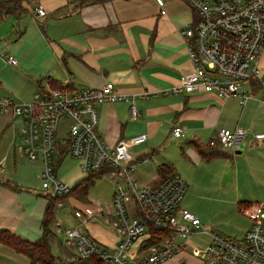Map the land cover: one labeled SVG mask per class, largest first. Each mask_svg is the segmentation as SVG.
I'll list each match as a JSON object with an SVG mask.
<instances>
[{
	"label": "crops",
	"instance_id": "crops-1",
	"mask_svg": "<svg viewBox=\"0 0 264 264\" xmlns=\"http://www.w3.org/2000/svg\"><path fill=\"white\" fill-rule=\"evenodd\" d=\"M17 1L21 3L20 13L15 16L0 14V98L27 103L32 101L35 93L63 84L69 91H79L112 83L114 93L130 96L133 101L96 104L97 131L109 145L119 140L143 138L135 147L145 151H138L134 154L136 157L129 151L137 160V168L155 161L158 153L151 147L153 142L167 131L173 138L171 130L176 125L183 129L182 136L177 139H185L190 146L184 155L193 159L200 157L190 142L204 147L224 129L242 128L246 137L247 133L252 134L245 141L247 151L254 146H264V138H254L264 134V103L251 99L240 105L236 100L203 92L186 94L179 90L166 94L167 90L179 88L183 77L191 71L187 48L180 35V30L193 22L194 13L185 0H163L165 15L160 14L155 0ZM39 5L44 8L43 17L35 15ZM8 56H12L17 64L7 63ZM4 65L10 68L5 69ZM259 68V78L254 79L259 83V89L254 90L250 83L245 85L254 96L261 95L264 90V53ZM16 75L21 79L16 80L21 86L15 84L13 76ZM131 106L135 108L134 117ZM21 129L19 116L0 114V163L3 165L0 171V230L35 241L41 235L47 201L41 186L33 192L22 178L20 165L28 160L16 151L22 139ZM233 154L235 152H228L226 159ZM78 175L77 181L85 178L79 170ZM135 177L138 181L140 174L135 172ZM66 181L71 185L72 181ZM158 183L156 177L149 186L155 187ZM82 204L84 209H89L90 202ZM94 213L103 219L105 216L106 225L109 222L112 225L115 219L112 208L106 211L107 214L102 208ZM84 215L85 218L80 219L86 222L94 217ZM60 226L53 221L49 237L57 264H90L87 259H78L76 254L70 253L69 261L55 255L56 246L62 247L56 232L65 236V229ZM115 232L92 228L91 233H85L99 244L112 248L118 240ZM186 250L194 252L197 248L190 240L184 251L166 263L185 264ZM0 264H29V259L0 244ZM198 264H205L203 258Z\"/></svg>",
	"mask_w": 264,
	"mask_h": 264
},
{
	"label": "built area",
	"instance_id": "built-area-1",
	"mask_svg": "<svg viewBox=\"0 0 264 264\" xmlns=\"http://www.w3.org/2000/svg\"><path fill=\"white\" fill-rule=\"evenodd\" d=\"M155 1L160 14L165 15L163 0ZM185 1L195 15L193 22L180 30L191 71L183 77L179 88L167 90L166 94L179 90L186 94L203 92L236 100L240 105L251 99L264 103V90L258 98L245 89L260 74L264 0ZM35 15H45L41 5L36 7ZM7 63L17 64L12 56L7 57ZM113 89L110 82L101 88L79 91H69L63 84L35 93L27 103L0 98V114L21 118L22 139L16 151L29 162H40L43 194L55 198L69 192L71 185L57 176V168L67 156L78 162V170L85 177L106 167L115 170L108 174L118 175L111 202L115 216L111 226L117 231L118 240L111 248L85 232L65 229L66 243L74 244L77 258L94 257L100 264H164L184 251L192 237L204 235L208 238L203 250L205 264H264V203L240 209L249 219L250 227L240 239H235L204 229L198 218L180 206L186 185L177 174L169 175L155 187L136 180L138 163L129 150L143 138L109 145L97 131L96 104L133 101L130 96L114 93ZM131 114L133 117L136 114L133 106ZM182 132L181 126L176 125L171 135L177 139ZM254 138H264V134ZM245 141V130L235 128L219 131L208 144L234 153L244 149ZM2 167L0 163V171ZM84 216L81 209L74 211L75 218ZM148 225L168 234L158 245L144 249Z\"/></svg>",
	"mask_w": 264,
	"mask_h": 264
},
{
	"label": "rangeland",
	"instance_id": "rangeland-1",
	"mask_svg": "<svg viewBox=\"0 0 264 264\" xmlns=\"http://www.w3.org/2000/svg\"><path fill=\"white\" fill-rule=\"evenodd\" d=\"M4 68L10 67L4 65ZM6 74L8 73L6 72ZM8 76L10 77L9 74ZM13 77H15V84L21 86V82L16 81L21 80L19 75ZM249 136L252 134L247 133L246 138L249 139ZM153 143L151 147L156 149L158 155H155V161L151 165H141L137 168L136 174H140L138 181L142 185L150 187L149 185L157 177L160 162L170 164L174 173L186 185L180 206L198 218L204 229L239 239L249 227L250 221L240 212L238 204L241 202H247L250 205L264 203V146H254L250 151L244 149L240 153L235 152L228 159H213L205 162L198 157L195 159L186 157L184 155L185 150L190 146L185 139L172 138L169 131L159 135ZM133 147L129 150L133 156L138 154V151H145H141L142 148ZM20 167L23 170L22 178L26 180L32 189L31 191L34 192L40 188L41 165L37 162L27 161L22 162ZM57 171L59 178L72 181L71 186L78 180V162L69 156L64 158ZM117 178L118 175L106 174L95 180L87 195L90 202L89 209H84L82 203L71 199L62 201L55 211V224L61 225L60 229H75L91 233L92 228H100L103 231L116 234L115 229L111 228V222L106 225L105 216H103L104 219L100 218L95 215L94 211L97 212L99 208H102V211L106 213L108 209L112 208V193ZM128 206L131 209V203ZM78 208L84 210V213L90 215V218L94 216L91 218L92 221L86 222L85 219L75 218L74 211ZM55 227L58 229L56 225ZM56 237L59 243H62V247L56 246L55 255L62 260L69 261L70 255L76 254L74 244L72 242L66 243L63 234L56 232ZM207 241L208 238L204 235H197L191 239V243L197 250L194 252L186 250L188 256L185 257V264H198L199 260L203 258L202 249H204ZM64 247L67 250L63 249Z\"/></svg>",
	"mask_w": 264,
	"mask_h": 264
},
{
	"label": "trees",
	"instance_id": "trees-1",
	"mask_svg": "<svg viewBox=\"0 0 264 264\" xmlns=\"http://www.w3.org/2000/svg\"><path fill=\"white\" fill-rule=\"evenodd\" d=\"M22 11L21 3L17 0H0V14L1 15H12L15 16ZM195 15H193V20ZM251 88L254 90L259 89V83L256 80L250 82ZM60 88V87H55ZM253 93V92H252ZM194 149L197 151L200 159L205 162H209L213 159H225L227 157L228 151L222 150L218 146H210L208 143L203 147L200 143L190 142ZM140 159V158H138ZM137 162V160H135ZM115 171L112 167H106L98 172H93L77 181L71 186L70 190L66 194H62L55 198L49 197L42 193L46 199V205L41 220V235L35 241H28L20 238L19 236L7 231L0 230V244L12 248L15 252L26 256L29 259V264H57L54 256L52 255L51 248L49 245V237L52 233L51 224L54 221L55 211L57 205L67 199L73 198L77 202L87 204L88 191L95 183V180L100 179L102 176ZM174 172L172 167L168 164H162L157 169V178L159 183L172 175ZM250 203L241 202L238 204L239 209L242 207H248ZM238 209V210H239ZM148 236L142 244V248L147 249L153 245H158L160 239L166 236L168 233L155 228L152 225H148ZM90 264H100L96 258L91 257L89 259Z\"/></svg>",
	"mask_w": 264,
	"mask_h": 264
},
{
	"label": "water",
	"instance_id": "water-1",
	"mask_svg": "<svg viewBox=\"0 0 264 264\" xmlns=\"http://www.w3.org/2000/svg\"><path fill=\"white\" fill-rule=\"evenodd\" d=\"M241 150L237 151V153H240Z\"/></svg>",
	"mask_w": 264,
	"mask_h": 264
}]
</instances>
